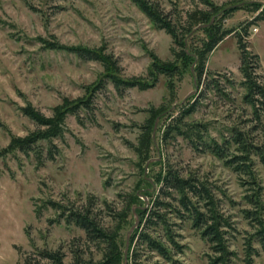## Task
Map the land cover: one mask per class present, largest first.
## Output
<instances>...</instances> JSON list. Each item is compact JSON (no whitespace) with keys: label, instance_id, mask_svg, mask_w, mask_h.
Returning <instances> with one entry per match:
<instances>
[{"label":"rangeland","instance_id":"1","mask_svg":"<svg viewBox=\"0 0 264 264\" xmlns=\"http://www.w3.org/2000/svg\"><path fill=\"white\" fill-rule=\"evenodd\" d=\"M148 1L173 22L217 9L214 28L224 38L201 79L197 62L184 60L172 35L133 0H0V264H24L39 249L61 251L68 264L108 262V242L67 220L82 207L111 234L117 264H211L215 254L192 220L154 204H178L160 191L168 166L211 188L229 222L232 264H264V116L245 100L239 48L242 38L258 55L254 76L264 84V0ZM187 39V49H199L209 37L198 29ZM64 47L93 49L104 60ZM155 60L181 70L122 91L108 76L149 85ZM82 99L90 109L66 110ZM26 108L59 119L57 133L27 152L20 140L50 128ZM236 131L251 151L235 142ZM225 140L224 157L208 148ZM148 209L165 213L180 247L163 225L146 228ZM145 230L169 245L170 258L140 244Z\"/></svg>","mask_w":264,"mask_h":264},{"label":"trees","instance_id":"2","mask_svg":"<svg viewBox=\"0 0 264 264\" xmlns=\"http://www.w3.org/2000/svg\"><path fill=\"white\" fill-rule=\"evenodd\" d=\"M207 6H213L210 0H200ZM133 2L159 27L164 28L172 35L176 44L182 47V54L184 60L197 62L198 76L201 79L206 72L207 55L221 42L224 35H217L215 30L216 19L214 20L212 14L217 12V9L197 11L194 15L190 16L188 20L181 22H173L168 20L163 12L153 3L148 0H133ZM261 17L264 19V10ZM207 25L199 29H203L208 33L209 39L203 43V48L191 49L188 47L187 37L193 34L196 28L200 25ZM197 26V27H196ZM68 50L76 52L81 58L89 60H104V56L96 50L88 49L85 47H64ZM239 48L241 51V71L245 78V84L247 85L248 92L245 95V100L250 103L254 109V113L258 118L264 116V84L257 80V76H254L252 60L257 58L258 55H252L248 51V46L240 38ZM181 67L176 63H164L155 60L151 67V75L153 77L152 83H145L140 79H123L114 74L108 76L113 81L115 87L122 91L129 87L135 86H151L154 85L159 75L165 74L168 77H173L179 72ZM92 106L90 99H82L78 103L72 104L66 107V110H72L76 112L80 107L90 109ZM191 111V110H190ZM188 111V112H190ZM26 114L38 121L43 125H48L50 129L47 131L37 133L30 137L21 139L19 146L24 151H28L32 148L33 144L39 138L50 137L57 133L58 120L55 118H46L39 112L31 108L25 109ZM244 133L236 131L234 133V140L241 147L242 151L249 150V144L245 140ZM227 140L220 144L217 141L209 143L208 148L219 157H224L227 148ZM198 147V146H197ZM258 148L257 146H255ZM264 161V154L259 153ZM234 158H242L241 156H235ZM152 183V182H150ZM153 186V184H151ZM160 191L162 194L172 196L177 201V205H173L171 202L162 200L154 201V204L158 207L161 205L169 206V209L177 213V217H188L193 222V227L200 229L202 237L210 243V247L215 255H211V264H232L233 251L230 250L228 240L226 237L225 227L229 224L228 220L220 214L215 206L214 194L208 184L201 179L193 176H185L180 171L172 166H168L165 169V173L160 178ZM204 205L201 206V202ZM203 207V208H202ZM147 216V229L157 225H163L166 229L168 240L171 244L180 247L175 239V236L171 232L169 219L165 216V213H161L159 209H148L146 211ZM188 215V216H187ZM67 220L70 223H74L80 228L84 229L88 238L91 240H105L108 242L111 253V259L106 263L98 264H117V256L114 253V241L112 236L108 233L102 224L97 220L96 215L90 207H82L79 209H73L67 212ZM146 229V230H147ZM143 231L139 234L140 244L146 245L151 251L158 252L165 258H170V247L166 242L162 241L159 237H154L148 231ZM24 264H68L65 262V255L59 250L39 249L33 256H28ZM72 264H89V263H72Z\"/></svg>","mask_w":264,"mask_h":264},{"label":"water","instance_id":"3","mask_svg":"<svg viewBox=\"0 0 264 264\" xmlns=\"http://www.w3.org/2000/svg\"><path fill=\"white\" fill-rule=\"evenodd\" d=\"M204 26H207L206 24L205 25H200V26H198L197 28H196V30L197 29H199V28H202V27H204ZM156 130V129H155ZM155 132V131H154ZM136 217H137V220H136V223H135V225L131 228V230H130V233L132 232V230L138 225V223H139V219H138V216L136 215ZM127 263V257H126V259H125V264Z\"/></svg>","mask_w":264,"mask_h":264}]
</instances>
